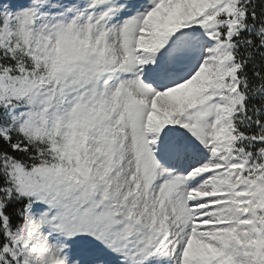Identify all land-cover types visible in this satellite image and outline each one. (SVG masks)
I'll return each mask as SVG.
<instances>
[{
    "label": "snow or ice",
    "instance_id": "1",
    "mask_svg": "<svg viewBox=\"0 0 264 264\" xmlns=\"http://www.w3.org/2000/svg\"><path fill=\"white\" fill-rule=\"evenodd\" d=\"M0 264H264V0H0Z\"/></svg>",
    "mask_w": 264,
    "mask_h": 264
}]
</instances>
